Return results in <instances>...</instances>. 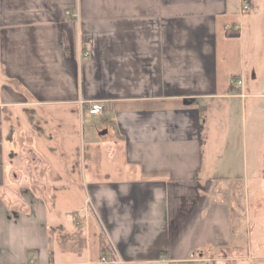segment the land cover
<instances>
[{"label":"crops","instance_id":"obj_1","mask_svg":"<svg viewBox=\"0 0 264 264\" xmlns=\"http://www.w3.org/2000/svg\"><path fill=\"white\" fill-rule=\"evenodd\" d=\"M242 11L0 0V264H264L248 235L250 198L263 205L248 190L264 185V21ZM80 111L101 128L80 133ZM30 116L51 175L11 160Z\"/></svg>","mask_w":264,"mask_h":264},{"label":"rangeland","instance_id":"obj_2","mask_svg":"<svg viewBox=\"0 0 264 264\" xmlns=\"http://www.w3.org/2000/svg\"><path fill=\"white\" fill-rule=\"evenodd\" d=\"M250 2V7L249 9L243 10L242 13L244 15L243 18H245L246 16H254L257 15L262 21H264V0H249ZM260 28L264 31V25L260 24L259 25ZM262 40L264 41V35L262 34ZM54 110H56V112H59L58 109L56 108H52ZM51 113H48L53 115L54 113H52V111L50 110ZM32 116H30V124L27 125V128L30 130L29 133L25 132V129H22L19 125V123L17 122L16 125V129L13 131V152L11 155V160L14 162H17V165H19V168H17L18 171H24L25 175L26 172L29 173V170H33L36 172H40L42 171V174H46L47 172L51 175L50 173V169L44 166H41V160H50V155L48 153H46L45 151L42 152H38L35 148H33V145L35 146V139H36V135L39 134L37 131H41L42 129V123L41 122H37L35 120V118H31ZM45 139H51L50 138V133L52 132V126L53 123L51 120L46 121L45 122ZM77 124H78V129L81 133L82 130H86L89 125H95L96 129L101 128L100 127V120L97 117H92V116H88V114L83 111H80L79 115H78V120H77ZM223 131V130H222ZM37 132V133H36ZM224 132V131H223ZM219 136H218V140H220V138L222 137L221 132H219ZM225 133V132H224ZM221 145V144H220ZM51 149V148H50ZM51 153V152H50ZM48 155V156H47ZM20 163V164H18ZM24 165V168H22L21 166ZM16 170V171H17ZM34 178V175H33ZM45 188L42 189L41 191L43 193H47L50 192L51 189H49V186L46 187V185H44ZM73 189L76 191L77 194L80 193L81 191V185L79 184H75L73 185ZM249 195L252 194H260L262 199V206H258L257 202L252 198H250V202L248 205L249 208V214L250 216V229H249V234L250 235V242H251V248L253 250V252H260L262 251L264 253V224L260 225L257 222V218L254 217L253 215V209L255 208H260L262 209V211L264 212V185H251V187H249ZM71 204H78V202L76 203V200H72Z\"/></svg>","mask_w":264,"mask_h":264},{"label":"built area","instance_id":"obj_3","mask_svg":"<svg viewBox=\"0 0 264 264\" xmlns=\"http://www.w3.org/2000/svg\"><path fill=\"white\" fill-rule=\"evenodd\" d=\"M248 8H249V1L248 0H242V9L246 10ZM65 15L73 17L74 19H78L77 10H75V11L66 10ZM80 55L87 56V52L83 51V52H81ZM238 83H240V81H238ZM80 104L82 105L83 101H80ZM87 108H88L89 113L93 114V115L100 114L103 111V106L98 102L90 103ZM102 260H104V259H102ZM202 264H206V263L203 262Z\"/></svg>","mask_w":264,"mask_h":264},{"label":"trees","instance_id":"obj_4","mask_svg":"<svg viewBox=\"0 0 264 264\" xmlns=\"http://www.w3.org/2000/svg\"><path fill=\"white\" fill-rule=\"evenodd\" d=\"M104 246H105V244H103V249H104ZM107 248V247H106Z\"/></svg>","mask_w":264,"mask_h":264}]
</instances>
